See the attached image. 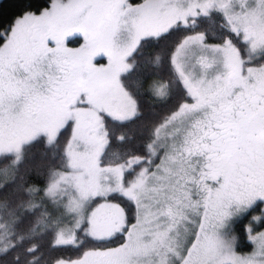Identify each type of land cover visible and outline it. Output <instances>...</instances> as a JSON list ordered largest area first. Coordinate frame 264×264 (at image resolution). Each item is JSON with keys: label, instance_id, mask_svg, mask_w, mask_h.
Instances as JSON below:
<instances>
[{"label": "snow or ice", "instance_id": "6c2138e0", "mask_svg": "<svg viewBox=\"0 0 264 264\" xmlns=\"http://www.w3.org/2000/svg\"><path fill=\"white\" fill-rule=\"evenodd\" d=\"M20 2L0 28V264H264V0ZM161 41L146 63L171 75L148 82ZM146 93L183 98L136 145ZM49 233L80 254L45 261Z\"/></svg>", "mask_w": 264, "mask_h": 264}, {"label": "trees", "instance_id": "16d2710c", "mask_svg": "<svg viewBox=\"0 0 264 264\" xmlns=\"http://www.w3.org/2000/svg\"><path fill=\"white\" fill-rule=\"evenodd\" d=\"M35 7H43L46 4L43 0H33ZM23 4L20 0H0V28H2L7 23H10L14 16L19 15ZM200 30H203L201 28ZM186 33H176L169 38L167 41V49L169 53L172 50V45L175 42H178L179 38H181ZM165 42L161 41L158 45L156 42H152L148 44L144 49V56L140 59L141 63V73H143L148 78V82L159 80L163 78L164 80H168L171 75L170 66L168 64L167 59L164 62L162 68H153L151 67L146 61L152 56V54L161 51V46L164 45ZM153 73H156L153 75ZM173 88L177 89V86L173 84ZM178 91V89H177ZM183 98L182 94L177 95L174 94L173 97L167 101V103H162L158 100L153 99V97L149 94H145L143 97L140 98L141 103V111L144 113V116L137 120L135 123L129 124L127 126L126 131H129L131 134L135 136L134 143L136 145H141L142 143L147 141L148 131L154 123L158 122L163 116L167 115L171 109L175 107V105ZM190 101V100H189ZM188 101V102H189ZM143 132L144 136L141 137L140 133ZM44 147L42 144H38L33 148L34 160L30 162L29 167L36 169L33 171L32 175L29 176V181L39 186H44L46 182V171L40 169V165L44 163L43 158L40 156V153L44 151ZM138 154H143V148L140 147L138 149ZM39 172V174H37ZM262 228H257V230ZM51 240V234L45 235L42 239L34 240L32 243H37L42 245L39 254H43L44 260L48 261L57 256H72L75 258L78 253L72 248H62L52 250L49 246ZM30 244H26L25 247H30ZM251 245L243 248L242 251H249ZM21 259L22 261L26 259L23 256V250H20ZM16 255V253L9 254L7 257H4L5 264H12V257Z\"/></svg>", "mask_w": 264, "mask_h": 264}, {"label": "rangeland", "instance_id": "374dc122", "mask_svg": "<svg viewBox=\"0 0 264 264\" xmlns=\"http://www.w3.org/2000/svg\"><path fill=\"white\" fill-rule=\"evenodd\" d=\"M189 102H191V101H189ZM257 231H264V228H262V229H259V230H257Z\"/></svg>", "mask_w": 264, "mask_h": 264}]
</instances>
